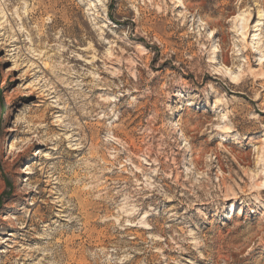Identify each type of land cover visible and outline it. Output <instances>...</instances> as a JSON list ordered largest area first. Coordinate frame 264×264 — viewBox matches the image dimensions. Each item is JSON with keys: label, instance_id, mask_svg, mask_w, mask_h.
<instances>
[{"label": "rangeland", "instance_id": "rangeland-1", "mask_svg": "<svg viewBox=\"0 0 264 264\" xmlns=\"http://www.w3.org/2000/svg\"><path fill=\"white\" fill-rule=\"evenodd\" d=\"M162 2L168 5L166 10L149 8L144 14L145 23L151 29L149 36L160 42L149 43L144 36L136 38L154 52L148 60L149 67L156 72L164 69L161 76L179 72L175 61L182 59L183 53L197 50L194 38L203 36V32H197L201 23L205 24V31L216 30L214 42L220 41L228 47H231L230 38H241V31L247 28L241 39L257 51L261 48L262 52L249 48L241 53L240 63L246 60L248 68L245 70L238 65L236 74L232 73L229 53H224L225 65L230 70L226 78L232 89H240L228 91V97H235L246 111L251 109L253 115L264 119V112L260 110L264 104V91L261 90L264 64L259 65L260 57L264 56V0H240L239 7L237 0H179L174 7L172 0ZM8 5L7 9L0 6V264H115L122 259L123 253L112 251L113 246L128 247L130 239L132 246L145 251H137L132 260H124L123 264L140 260H145L146 264H155L157 260L159 264H171L172 261L179 264H264V204L252 199L256 196L264 198V184H257L246 197L230 183L236 181L243 186L248 182L243 169L255 166L256 140L249 143L246 139L243 149L225 141L223 148L237 157L236 160L229 157L228 161H222L221 157L227 152L217 155L223 175L217 176L213 183L223 184L221 190L231 192V195H225L220 201L197 203L191 208L182 205L186 209L185 216L188 213H195V216L179 222L169 221L172 229L194 231L205 238L204 243L198 249L180 252L164 247L171 245V241L164 238L153 244V249H162L159 253L147 245L151 243L149 237L157 233L163 221L149 217L157 227H136L129 222L114 230L113 225L117 223L112 218L115 207L108 200L112 182L128 179L127 169L140 177L137 169L148 166L142 156L146 150L149 162L154 158L153 150L157 144L150 138L145 108L135 113L129 110L116 120V123L123 121L126 126L116 134L115 151L111 156L98 147V138L92 131L89 136L97 143V150L86 162L81 161L84 149L66 147L69 140L62 146L67 155H60L58 161L37 155L40 151L51 153L53 150L47 145L26 144L33 135L28 129L34 124L46 126L37 128L40 134L49 128L57 134L61 131L52 121L64 116L65 109L50 105L58 96H68L65 83L76 84L80 80L78 76L67 75L68 65L72 66L73 72L90 70L93 65L107 67L102 65L99 57L108 46L100 43L96 36L93 14L102 13L106 17V20L96 17L97 24L111 21L118 26L127 25L129 21L122 18V9L129 16H134L135 12L124 8V0H109L104 9L100 8L98 0H8ZM132 23L135 27V22ZM257 24L260 25L258 32ZM103 34L105 39H112L108 29ZM71 52H75V56H70ZM107 54L109 64L112 58L118 57L117 53ZM218 57L220 59L219 54ZM111 66L119 69L120 63ZM100 75L108 77L107 72ZM237 75H240L239 79L233 80L231 76ZM91 79V76L84 78L85 87L79 91L86 92ZM192 79L195 80V76ZM204 80H214V77L206 75ZM103 91L93 89V95ZM42 92L45 94L41 95ZM49 93L51 99H48ZM255 93L259 94V99L252 98ZM71 103L69 101L70 106ZM72 110L76 112L75 108ZM195 115L214 118L211 108ZM103 123L104 120H99V124ZM153 127L159 135L160 122ZM137 128L143 131H135ZM208 135L207 132L197 133L193 142L206 144L209 151L220 147L218 140L209 141ZM246 135L259 138L261 131L254 130ZM119 142L128 145L127 150L132 153L131 164L126 162ZM170 147L173 155L169 160L179 161V149ZM55 151L60 152L59 149ZM98 157L104 163L98 162ZM188 159V156L184 157L185 168ZM116 160L124 171L120 166L112 168ZM92 164L96 166L91 167ZM37 165L40 168H36ZM105 167L110 170L100 174L98 169ZM237 167L241 171L237 172ZM45 171L52 178H45ZM212 172L215 173L216 168ZM237 176L239 180H236ZM166 203L174 205L177 202ZM197 209L204 210L205 215L200 216ZM167 235H173L171 229ZM181 247L188 249L186 244Z\"/></svg>", "mask_w": 264, "mask_h": 264}, {"label": "clouds", "instance_id": "clouds-1", "mask_svg": "<svg viewBox=\"0 0 264 264\" xmlns=\"http://www.w3.org/2000/svg\"><path fill=\"white\" fill-rule=\"evenodd\" d=\"M108 2L109 0H98L101 9L106 8ZM177 3L179 0H172L173 7ZM0 6L7 9L8 0H0ZM239 6L240 0H237V7ZM124 8H130L135 12L134 16H129L122 9V18L129 21L127 25L118 26L112 24L111 21L97 24L96 17L103 20H106V17L102 13L93 14L92 23L96 29V36L100 43L108 46L99 57L102 65H107V67L93 65L90 70L85 68L79 72H73L72 66L68 65L67 75L78 76L80 80L76 84L65 83L64 86L69 89L68 96L65 98L58 96L50 105L65 109L64 116H58L52 121L61 131L57 134L49 128L40 134L37 128L46 126L43 123L34 124L28 129L33 135L26 144L47 145L53 151L51 153L40 151L37 155L46 160L58 161L60 155H67L62 146L65 140H69L70 143L66 147L79 146L84 149L85 155L81 156V161L86 162L97 150V143H94L89 136V131H92L98 138V147L103 149L106 155L111 156L115 151L113 141H115L116 134H119L126 126L123 121L116 123V120L123 117L129 110L135 113L145 108L148 113L146 122L151 133L150 138L155 139L157 147L153 150L154 158L150 162L148 151L142 154L144 163L148 166L137 169L140 171V177H137L131 169H127L129 172L127 180L112 182L111 195L108 200L115 207V216L112 218L117 223L113 225V229L124 227L129 222L134 223L136 227H157L149 220V217L153 220L158 217L163 223L159 225L157 233L149 237L151 243L147 245V248L159 253L162 249H153V244L167 238L171 241V245H164V247H171L173 251L198 249L204 243V237L198 236L196 232L187 228L172 229L169 221L179 222L181 219L187 220L188 216H195V213H188L185 216L186 209L182 205L186 204L188 208H191L197 203L220 201L225 195L232 194L221 190L224 188L223 184L213 183L217 176L223 175L220 172L221 161H217V155L227 152L226 156L221 157V160L225 162L229 157L237 159L230 151L223 148L225 141L241 149L246 146V139L249 143L253 140L257 141L253 152L255 166L252 168L245 166L243 169L248 176V182L240 186L236 181H230L231 187L237 191L242 190L247 197L251 191L255 190L257 184H264V119L253 115L251 109L246 111L245 106L235 97H228V91L238 92L240 89L231 88L226 78L228 69L224 60V53H229L231 70L233 74H236L238 65L245 70L248 68L246 60L243 64L240 63L241 53L249 48L252 51H257V49L246 44L239 36L230 38L231 47L225 46L220 41H216L213 47L214 29L205 31V24L201 23L197 32H203V36L194 38L197 50L191 51L190 54L183 53L182 59L175 61L179 72L173 71L161 76L160 72L165 71L164 69L156 72L148 65V60L154 52L139 43L136 38L144 36L149 43L160 42L149 36L151 29L145 23L144 14L149 8L166 10L168 5L162 0L159 3L155 0H124ZM105 29H108L112 39H105L103 34ZM92 38L89 37V39ZM107 53H117L118 57L112 58L109 64ZM217 54L220 55L219 62ZM70 56H75V52H71ZM116 63H120L119 69L111 66ZM103 72L108 73L107 78L100 75ZM206 75L213 76L214 80L205 82L204 76ZM89 76L92 79L88 81L86 92L79 91L85 87L82 83L83 79ZM193 76L195 80L192 79ZM93 89L104 91L93 95ZM261 90L264 91V85H261ZM44 94L41 93V95ZM90 96L91 99H89ZM252 98L259 99L260 97L258 93H255ZM48 99H51L50 93ZM69 101L72 102L71 106ZM73 108L76 112H73ZM207 108H211L214 118L195 115V113L207 111ZM260 110L264 112V104L260 106ZM101 119L104 120L103 124H99ZM157 121L160 122L159 135L153 127ZM254 130L261 131L260 137H247L246 134ZM135 131L142 132L143 129L137 128ZM101 132L103 135H100ZM204 132L209 134L207 137L209 141L216 138L220 147L209 151L206 144L193 142L197 133ZM170 145L179 149L177 153L180 157L179 161L169 160V157L173 155ZM119 146L120 151L126 156V162L131 164L132 153L128 152V145L119 142ZM57 149L60 150L59 153L55 151ZM185 156L189 158L187 168L184 167ZM97 160L104 163L99 157ZM90 166L95 167L96 165ZM118 166L120 162L114 161L113 168ZM133 167L136 166L133 165ZM36 168H40V165ZM213 168H216L215 173L212 172ZM108 170L110 169L106 167L98 169L100 174ZM120 170L125 169L120 166ZM236 171L239 172L241 169L237 167ZM229 172H232L231 168ZM239 179L240 177L237 176L236 180ZM252 199H255L258 204H264V198L256 196ZM166 201L177 203L169 205ZM197 212L200 216L205 215L204 210L197 209ZM169 229L173 232L171 236L167 235ZM128 243L129 246L124 248H119L118 244L113 246L112 251L120 250L123 253L122 259L116 261L115 264H123L124 260H132L137 251H145L132 246L131 239ZM181 244L188 245V249L181 247ZM133 264H146V261H134ZM155 264H159V260L155 261ZM171 264H179V262L172 261Z\"/></svg>", "mask_w": 264, "mask_h": 264}, {"label": "bare ground", "instance_id": "bare-ground-1", "mask_svg": "<svg viewBox=\"0 0 264 264\" xmlns=\"http://www.w3.org/2000/svg\"><path fill=\"white\" fill-rule=\"evenodd\" d=\"M181 2V1H180ZM259 17V19H261V16H258ZM259 28H260V25L259 24H257L256 25V29H257V32L259 31ZM247 28H243V30L241 31L242 32V34H241V36L243 37V36H245V34H244V32H245V30H246ZM216 36H217V32H216V30H214L213 31V34H212V41H213V47L215 46V42H214V39L216 38ZM241 37V38H242ZM257 37V35H255L254 36V38H256ZM259 48V47H258ZM257 52H262V49L261 48H259L258 49V51ZM217 60H218V62H219V57H218V54H217ZM259 65H263L264 64V56H261L260 57V59H259ZM226 66V65H225ZM228 69V68H227ZM230 72V70L228 69V73ZM232 77V79L233 80H238L239 79V77H240V75L238 76H231ZM237 82V81H236ZM75 150V149H74ZM76 151V150H75ZM124 165V164H123ZM113 168V167H112ZM43 173V172H42ZM45 175H47L45 178H52V177H49L48 176V171H45ZM43 183V182H42ZM44 183H46V181L44 182ZM105 183V182H104ZM62 206V205H61ZM234 206V205H233ZM66 210V209H65ZM233 210H235V209H233ZM232 211V210H231ZM34 214H36V212L34 213ZM58 217V216H57ZM62 217H64V216H62ZM42 220H44V219H42ZM133 225V224H132ZM132 227H134V226H132ZM146 229V228H145ZM147 230V229H146Z\"/></svg>", "mask_w": 264, "mask_h": 264}]
</instances>
